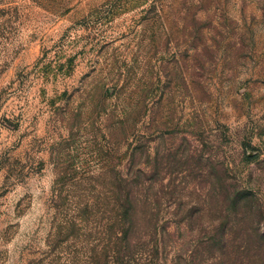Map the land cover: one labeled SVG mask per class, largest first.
<instances>
[{"label": "rangeland", "instance_id": "rangeland-1", "mask_svg": "<svg viewBox=\"0 0 264 264\" xmlns=\"http://www.w3.org/2000/svg\"><path fill=\"white\" fill-rule=\"evenodd\" d=\"M0 264H264V0H0Z\"/></svg>", "mask_w": 264, "mask_h": 264}]
</instances>
